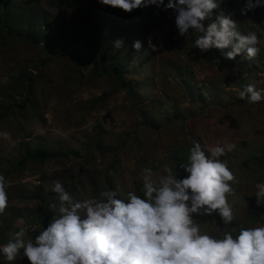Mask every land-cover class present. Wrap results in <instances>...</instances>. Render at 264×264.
<instances>
[{"label":"rangeland","instance_id":"1","mask_svg":"<svg viewBox=\"0 0 264 264\" xmlns=\"http://www.w3.org/2000/svg\"><path fill=\"white\" fill-rule=\"evenodd\" d=\"M24 1L20 33L28 31L27 24L41 26L54 39L56 52L19 37L0 44V114L6 113L0 131L10 134L9 140L0 139V174L9 181L8 207L0 220L13 216L30 223L43 215L23 228L25 238L34 240L56 215L55 181L67 191L73 185L71 195L77 201L99 199L107 190L117 191L121 199L129 191L143 196L144 168L158 177L170 167L182 178L187 174L178 167L187 163L189 150L199 142L206 154L217 145H233L221 159L236 176L234 194L228 197L235 221L224 225L215 214L198 217L202 230L222 235L264 225L258 218L264 216V204L257 205L255 198V184L264 183V168L260 173L252 159L264 147V102L253 105L239 99L246 85L264 89V44L259 59L242 54L241 60H228L220 50L195 48L198 33L180 36L172 9L150 6L126 13L106 6L111 15L100 20L97 31L75 5ZM245 2L224 0L223 15L264 41V7L241 15ZM133 20L139 21L136 30ZM110 34L119 36V48L107 38ZM135 41L142 43L139 52L133 48ZM119 68L120 77L114 72ZM26 72L33 75L29 95L19 84ZM27 95V109L11 106ZM41 146L69 156L29 162L23 171L6 176L23 151ZM180 150L186 158L182 163L175 160ZM37 193L42 199H31ZM49 213L52 217L46 220ZM16 231L0 226V245ZM12 264L29 261L21 251Z\"/></svg>","mask_w":264,"mask_h":264},{"label":"clouds","instance_id":"2","mask_svg":"<svg viewBox=\"0 0 264 264\" xmlns=\"http://www.w3.org/2000/svg\"><path fill=\"white\" fill-rule=\"evenodd\" d=\"M103 6L126 13L150 6L177 12L175 23L182 37L200 34L194 41L201 52L220 50L228 60L246 54L260 55L264 44L255 31L246 34L231 16L223 15L224 0H97ZM264 0H246L241 15ZM120 41L116 42L119 48ZM140 41L133 43L139 52ZM155 49V46H153ZM239 99L249 104L264 102V89L246 85ZM0 139L10 134L0 131ZM231 144L205 150L194 142L187 163L179 166L187 175L178 177L170 167L156 177L151 168L142 170L143 196L134 191L126 199L107 190L99 199L77 201L59 182L53 183L58 204L56 215L35 239H26L21 228L0 245V256L12 264L20 255L29 264H264V225L240 227L209 235L198 217L218 215L224 225L232 224L235 213L228 197L234 194L236 176L221 159ZM156 177V178H154ZM9 181L0 174V215L8 207ZM257 205L264 204V183L255 184Z\"/></svg>","mask_w":264,"mask_h":264},{"label":"trees","instance_id":"3","mask_svg":"<svg viewBox=\"0 0 264 264\" xmlns=\"http://www.w3.org/2000/svg\"><path fill=\"white\" fill-rule=\"evenodd\" d=\"M24 0H0V44L6 45L8 43H11L16 38L19 37V39L25 40L29 43H32L33 45L39 46L40 44H44L46 46V49L48 50V53H55L56 51H53V45L52 40H54L49 34H47L44 30L41 29V26L33 27L31 24H27V32L26 33H20V26L22 22V17L24 15H21V12L23 10V3ZM53 2L57 5H75L79 10H83L88 17L90 18L89 24L93 27H97L96 30L98 31V25L100 23V20L104 16H110V9L109 7L100 5V7H97L96 5H93V0H53ZM257 12V9H256ZM262 15H258V19L261 20ZM128 20H130V17H128ZM139 24L138 20L131 21V28L133 30L137 29V26ZM261 30L263 31L264 28L262 26ZM239 30L246 34L243 28L241 26L239 27ZM69 34L73 33L70 30L68 31ZM128 32V29H127ZM190 33V32H189ZM75 35V33H73ZM70 36L71 38L74 36ZM190 34H188L189 36ZM200 35V34H198ZM108 39L112 41H119V36L115 34H110L107 37ZM70 40V39H69ZM216 50V49H214ZM217 51V50H216ZM262 57V54L260 53L259 58ZM237 60L243 59L242 55L236 57ZM254 68V67H253ZM114 72L117 76H121V69H114ZM19 84L20 87H22L24 90H27V94H31L30 88L28 83L32 81L33 75L29 73H22L19 76ZM240 85H243V80L240 82ZM26 96V98L23 99V101L19 102L16 101L14 104H12V107H16L20 110L27 109L28 105L31 104L30 99ZM139 101H137L138 103ZM6 116V113L0 114V121ZM151 123H153L151 121ZM183 150H180L177 152L175 156V160L178 163H182L186 160V158L183 156ZM57 156H64L68 157L69 154L64 155L63 153L55 154L50 153V151L46 147H39L36 150H25L23 151L18 160L14 165H12L7 173L6 176H10L13 173H18L24 170L25 166L29 162H36V163H43L50 159L56 158ZM252 159L255 164L258 166V170L260 173L263 174V168H264V147L257 150L253 155ZM179 168V167H178ZM260 179V178H259ZM262 182L264 180V176L262 177ZM74 186L71 185L68 189L69 193L72 194L74 192ZM42 199V195L40 193H37L35 197H32L31 199ZM28 199V198H27ZM262 213H264V209L262 210ZM43 215H41L39 218H42ZM52 217V213L46 214L45 219L48 220ZM38 218V219H39ZM259 220H264V216L260 215ZM38 219H33L30 221H25L24 219H19V217H13L10 216L6 220H0V226L8 227V230L16 229L20 230L21 228H24V226H28L30 224H35V221ZM41 220V219H40ZM0 264H5V260L2 256H0Z\"/></svg>","mask_w":264,"mask_h":264}]
</instances>
